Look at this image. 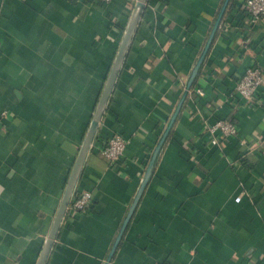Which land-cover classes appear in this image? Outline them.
I'll use <instances>...</instances> for the list:
<instances>
[{
	"label": "crops",
	"instance_id": "obj_1",
	"mask_svg": "<svg viewBox=\"0 0 264 264\" xmlns=\"http://www.w3.org/2000/svg\"><path fill=\"white\" fill-rule=\"evenodd\" d=\"M235 1L109 264H264V84L258 105L226 100L264 73V20ZM135 2L0 0V264H36ZM221 3L146 1L95 133L128 142L115 167L92 143L74 189L92 202L65 212L46 264L104 263ZM226 117L248 148L210 143Z\"/></svg>",
	"mask_w": 264,
	"mask_h": 264
},
{
	"label": "water",
	"instance_id": "obj_2",
	"mask_svg": "<svg viewBox=\"0 0 264 264\" xmlns=\"http://www.w3.org/2000/svg\"><path fill=\"white\" fill-rule=\"evenodd\" d=\"M147 0H136L133 10L130 14L128 23L126 25V28L123 32L122 38L120 40L119 46L117 48V52L116 55L114 57L113 63L110 67V70L107 74L106 80L104 82V85L102 87L101 93L99 95L98 101L96 103L92 118L89 122V125L86 129L84 138L82 140V143L79 147L76 159L74 161V164L72 166V169L70 171L66 186L64 188V192L62 194L60 203L58 205V208L56 210L54 219L52 221L50 230L48 232L47 238L45 239V242L43 244V247L40 251V254L38 256L37 262L36 264H46L48 255L50 253V250L52 248L53 242L57 236V233L59 231L63 216L66 212V208L72 198V195L74 193V189H75V185L77 182V179L80 175V172L82 170V166L84 164L85 158L90 150V147L92 145L93 139L95 137V133L97 131V127L98 124L100 122L101 116L104 112V109L106 107L107 101L109 99V96L112 92L115 80L117 78V75L120 71V68L123 64L125 55L127 53L128 47L130 45V42L132 40L133 34L136 30V27L138 25L139 19L141 17V14L143 12L145 3ZM230 0H222V3L220 5V8L218 10V13L213 21V24L209 30V33L206 37V40L204 42V45L202 47V49L200 50L196 61L185 81L182 93L177 101V104L172 112V114L170 115L166 126L162 132V134L160 135L155 147L153 148L143 178L140 182V185L136 191V194L130 204V207L128 209V212L120 226V229L112 243V246L106 256V259L104 261L103 264H109V262L111 261V258L117 248V245L120 241V239L122 238L124 229L126 228L127 223L129 222L134 209L136 208V205L138 203V200L146 186V184L148 183L150 176L152 174L155 162L158 158V155L170 133V130L172 128V126L174 125L176 119L178 118L180 111L182 109V106L185 102V99L189 93V90L193 87L194 82L196 80V78L198 77L201 67L205 62L206 56L208 54V51L212 45V42L215 38L216 32L219 28V25L221 23L222 17L224 15V12L227 8V5L229 3Z\"/></svg>",
	"mask_w": 264,
	"mask_h": 264
},
{
	"label": "built area",
	"instance_id": "obj_3",
	"mask_svg": "<svg viewBox=\"0 0 264 264\" xmlns=\"http://www.w3.org/2000/svg\"><path fill=\"white\" fill-rule=\"evenodd\" d=\"M104 3H110L113 0H99ZM244 8L251 22L264 20V0H245ZM264 84V73L258 64L248 66L244 73L235 82L233 90L228 93L226 100L239 96L244 104L258 105V88ZM184 87V84H183ZM189 94L202 95V90L199 86H194L189 90ZM236 107L237 103L234 102ZM205 130L210 135V143L213 145L222 146L226 138L237 137L240 144L248 148L246 140L239 137V128L236 122L229 118L216 119L205 123ZM128 140L120 134H115L109 138L107 143L99 149L98 153L110 165L122 155ZM241 195L236 197L239 200ZM93 195L90 190H81L68 204L66 212L75 214L88 210L92 202Z\"/></svg>",
	"mask_w": 264,
	"mask_h": 264
},
{
	"label": "trees",
	"instance_id": "obj_4",
	"mask_svg": "<svg viewBox=\"0 0 264 264\" xmlns=\"http://www.w3.org/2000/svg\"><path fill=\"white\" fill-rule=\"evenodd\" d=\"M97 1H99V0H97ZM244 1L245 0H242V2H243V4H244ZM99 2H101V1H99ZM101 3H104V2H101ZM236 8V1L235 0H230L229 1V3H228V5H227V8H226V10H225V12H224V15H223V17H222V20H221V22L223 21H226V19H228L229 18V16L231 15V12H232V10H234ZM237 13H238V16H239V19H242V20H244V19H249L248 18V15L246 14V11H245V8H244V5H243V7L241 8V9H239L238 11H237ZM195 83V82H194ZM95 104H96V101H95V103H94V106H95ZM94 106H93V108H94ZM226 118H229V117H226ZM231 118V117H230ZM218 119H222V118H218ZM232 119V118H231ZM89 120H90V118L86 121V126H85V131H86V128H87V126H88V123H89ZM216 120V119H215ZM214 121V120H213ZM111 136H109V137H95L94 139H93V147H92V150L93 151H99V149L100 148H102L106 143H107V141L109 140V138H110ZM124 137V136H123ZM125 138V137H124ZM229 139H235V138H233V137H231V138H229ZM245 151H246V149L245 150H242V151H240V154H245ZM224 150H222V155L224 156ZM229 157V156H228ZM231 157V156H230ZM232 159L234 158V157H231ZM231 158H229V159H231ZM117 162V161H116ZM112 167H115V164H113V165H111ZM81 190H84V189H76L75 190V192L73 193V195H72V198H71V200L81 191ZM87 190H90V188H88ZM91 191V190H90ZM92 192V191H91ZM70 200V201H71ZM160 264H166L165 262H163V263H160Z\"/></svg>",
	"mask_w": 264,
	"mask_h": 264
}]
</instances>
